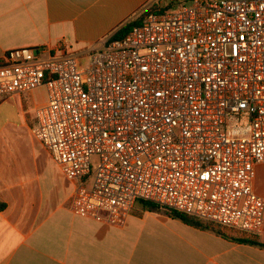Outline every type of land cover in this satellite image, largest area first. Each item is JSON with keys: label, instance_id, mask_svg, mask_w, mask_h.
I'll list each match as a JSON object with an SVG mask.
<instances>
[{"label": "built area", "instance_id": "1", "mask_svg": "<svg viewBox=\"0 0 264 264\" xmlns=\"http://www.w3.org/2000/svg\"><path fill=\"white\" fill-rule=\"evenodd\" d=\"M182 1L108 38L86 67L66 39L9 51L0 98L47 89L32 131L74 184L76 215L123 227L145 201L259 236L264 0Z\"/></svg>", "mask_w": 264, "mask_h": 264}, {"label": "crops", "instance_id": "2", "mask_svg": "<svg viewBox=\"0 0 264 264\" xmlns=\"http://www.w3.org/2000/svg\"><path fill=\"white\" fill-rule=\"evenodd\" d=\"M154 0H0V59L61 40L81 60ZM34 91L0 98V264H264V229L245 235L137 203L123 227L76 215L74 184L34 137ZM255 191L264 198V191ZM65 180L61 186L57 179ZM71 188V190H70ZM258 243V244H257Z\"/></svg>", "mask_w": 264, "mask_h": 264}, {"label": "trees", "instance_id": "3", "mask_svg": "<svg viewBox=\"0 0 264 264\" xmlns=\"http://www.w3.org/2000/svg\"><path fill=\"white\" fill-rule=\"evenodd\" d=\"M166 10V8H157L156 5L150 7L148 10H145L136 20L134 21H131L129 22L128 24H126L121 30H119L117 33H115L111 38L112 39H119V38H123L124 36L127 35V33L134 27V26H137L139 24L142 23V21L152 12H155V11H164ZM139 203H142L144 204L146 207L148 208H153V209H158V208H161L159 207L158 205L156 204H153V203H150V202H145V201H140ZM6 207V205L4 203H1L0 202V210H4ZM171 213V215L175 216V217H178L180 219H182L183 221L189 223V224H192V225H196V226H199V227H203V225L200 223L202 221L198 220V219H195V218H192L190 216H187V215H184V214H181V213H178V212H175V211H169ZM258 244V243H257ZM260 246H263V244H258Z\"/></svg>", "mask_w": 264, "mask_h": 264}, {"label": "rangeland", "instance_id": "4", "mask_svg": "<svg viewBox=\"0 0 264 264\" xmlns=\"http://www.w3.org/2000/svg\"><path fill=\"white\" fill-rule=\"evenodd\" d=\"M182 2H183L182 0L181 1H178V0H154L153 6L156 5L157 8H164V9L166 8V10H174L179 5L186 4V2H183V3ZM89 56L90 55H88V54L81 55V66L82 67L88 66V63L90 60ZM46 93H47V89L45 87H43L40 90V98H42V99L46 98ZM99 162H100L99 156H93L92 157V165L93 166L97 165ZM57 181L61 186L65 185V183H66L65 180L60 179L59 177H58ZM256 186H257L258 191H264V168H261L258 171ZM70 190H71V188H70Z\"/></svg>", "mask_w": 264, "mask_h": 264}]
</instances>
